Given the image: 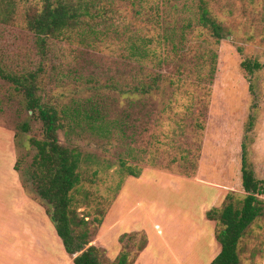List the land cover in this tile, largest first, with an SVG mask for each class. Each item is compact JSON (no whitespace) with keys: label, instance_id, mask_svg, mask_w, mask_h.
Listing matches in <instances>:
<instances>
[{"label":"rangeland","instance_id":"rangeland-1","mask_svg":"<svg viewBox=\"0 0 264 264\" xmlns=\"http://www.w3.org/2000/svg\"><path fill=\"white\" fill-rule=\"evenodd\" d=\"M80 1L106 14L49 40L40 93L63 116L61 143L82 153L72 196L89 222L90 246L112 262L127 253L130 261L140 256L135 264H212L216 223L206 215L229 196L235 203L246 196L244 142L264 180V70L249 76L242 67L264 65V0H204L228 30L219 43L198 27L200 0ZM40 4L0 0V64L12 72L40 65L26 25ZM212 53L208 92L199 74ZM149 76H162L160 92L133 94ZM23 124L31 132H21ZM41 132L24 97L0 79V264H67L70 257L29 178L37 153L30 141ZM192 244L196 254L184 263L175 251ZM43 251L53 258L43 260ZM239 254L242 264H264V217L247 230Z\"/></svg>","mask_w":264,"mask_h":264},{"label":"trees","instance_id":"trees-1","mask_svg":"<svg viewBox=\"0 0 264 264\" xmlns=\"http://www.w3.org/2000/svg\"><path fill=\"white\" fill-rule=\"evenodd\" d=\"M40 3L39 6L31 7L26 16L27 30L33 35L37 53L41 58L39 67L36 70L15 73L0 64V79L9 83L24 97L30 119L42 126L40 138L35 136L30 141L37 151L29 170L31 184L37 196L48 206L46 214L54 223L66 253L75 257L74 264H135L139 256L130 261L128 254L122 253L112 262L104 257L103 250L90 246L92 233L89 222L78 217L72 196L81 184L79 168L82 153L78 148L61 143L59 133L65 128L63 116L56 104L46 101L40 93V83L45 74L44 62L49 53V40L76 29L84 20L96 23L106 13L93 4L80 0H40ZM188 27L190 25L186 28ZM198 27L217 43L228 36V30L212 16L209 5L204 0H200L198 5ZM184 38L182 36L183 43ZM207 57L210 59L207 72L199 75L204 88L211 92L217 55L212 53ZM242 67L249 76L264 70V65L259 61L246 60ZM162 82V76H149L146 82L134 88L133 94L143 98L154 96L160 92ZM252 125L251 120L248 131H251ZM199 128L203 129V126L200 125ZM20 131L29 133L30 126L23 124ZM17 168L16 165V171ZM241 173L242 187L246 194L244 199L235 203L229 196L223 208H213L206 215L208 221L216 223V240L221 246V252L212 264H242L240 242L253 223L264 217V180L256 178L245 142L242 145ZM130 174L134 178L140 177L139 173L131 171ZM145 248L144 244L140 252Z\"/></svg>","mask_w":264,"mask_h":264},{"label":"crops","instance_id":"crops-1","mask_svg":"<svg viewBox=\"0 0 264 264\" xmlns=\"http://www.w3.org/2000/svg\"><path fill=\"white\" fill-rule=\"evenodd\" d=\"M18 186H19V188H20V190H22V192H24L25 193V191H24V189L20 186V183H18ZM25 199H26V201H28V200H33V199H31V198H29L26 194H25ZM45 215L47 216V214H46V209H45ZM48 217V216H47ZM49 218V217H48ZM211 224H213L212 222H211ZM213 229H214V232H215V229H216V227H214L213 226ZM56 230V229H55ZM57 233V232H56ZM193 242H195V240H192ZM63 244V243H62ZM64 247V246H63ZM147 247H149V245L147 246ZM146 247V248H147ZM146 248H145V250H146ZM194 247H193V244H192V247L190 248V247H188V246H184L183 248L182 247H179V250H177V251H175L177 254H180L181 255V261L182 262H184V263H187L188 261V259H193V255H195L196 254V252L194 251V249H193ZM212 249H213V256H218L219 254H220V252H221V250H220V252L218 253V241L216 240V238L214 237V243H212ZM65 250V249H64ZM143 251L142 253H147L146 251ZM66 252V251H65ZM141 253V254H142ZM140 254V255H141ZM70 256V255H69ZM216 256V257H217ZM140 257V256H139ZM215 257V258H216ZM53 258V256H51V254H49V253H47V252H45V251H43L42 252V259L43 260H50V259H52ZM74 258L75 257H72V256H70L69 257V260H68V262H67V264H74ZM215 258L212 260V263H213V261L215 260ZM138 260H139V258H138ZM138 260H137V262H138ZM136 262V263H137ZM55 263V262H54ZM242 263V262H241ZM37 264H40V261H38L37 262Z\"/></svg>","mask_w":264,"mask_h":264}]
</instances>
